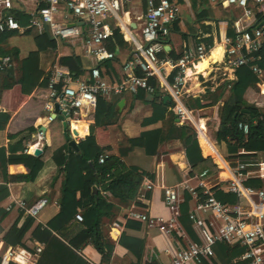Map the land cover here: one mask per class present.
Segmentation results:
<instances>
[{
    "label": "crops",
    "instance_id": "1",
    "mask_svg": "<svg viewBox=\"0 0 264 264\" xmlns=\"http://www.w3.org/2000/svg\"><path fill=\"white\" fill-rule=\"evenodd\" d=\"M15 2L17 7L14 9L25 12L31 18V13L36 9V0H24L28 11L20 9L18 7L20 4L17 0ZM179 3L181 11L177 19L169 25L170 34L163 39L161 57H180L189 46L196 48L204 44L207 47L206 42L213 40V46L209 47L208 55L196 61L188 69L184 100L186 105L194 110L197 118L195 125L180 121L172 109V99L166 90L159 88L154 94H148L142 89L138 92L128 91L103 96V107L100 112L96 109L95 113L86 120H73L76 128L72 129L73 132L71 130L69 132L74 134L79 132V138L74 139L75 145L69 143L72 140L71 134H65V121L58 108L53 111L46 108L49 81L48 84H38L31 92H27L19 81L20 68L27 70V67L33 64L32 68L36 75L39 71H43V76L47 77L51 75V67L58 62L63 69L70 71L74 76L87 78L88 72L97 64V61L87 53L80 41H60L49 33L40 32L37 29L7 30V33L12 35L0 42V46L13 50L14 78L7 74L8 70H0V193L7 192V195L0 199L1 239L10 229L21 225L26 219V215L13 199H23L31 204L46 197L49 204L38 217H33L34 222L23 239L24 246L29 248L39 244V241L32 238L34 229L39 224L47 226L59 214L66 181L80 188L83 177L89 173L86 166L95 167L98 151H100L110 158L115 157L119 160V164L113 166L112 172L131 171L135 180L138 173L141 175V182L135 190V196L127 201L119 197V191L113 193L107 190L106 182L94 184L85 182L86 196L99 192L108 197L109 207L107 205L104 207L106 214L102 219L106 233L115 241L124 231L128 235L143 238L145 246L140 263L156 258L160 264H168L173 255L168 250V241L159 228L149 227L140 220L127 219V215L129 209L134 207L142 213L149 212L154 216L168 218L172 213L165 204V185H176L185 178H189L190 185L197 189L202 188L199 186V178L195 175L208 168L198 171L190 163L185 136L182 135L183 127L190 128L196 133L203 157L211 158L218 166L217 173L205 178L212 189L218 188L225 192H232L227 187L231 177V167L236 166L240 160L247 163L248 183L256 188L264 187V178L258 173L259 163L264 162V150L247 151L240 148L239 156H236L237 154L234 155L230 151L228 142L219 137L224 127L223 108L232 95L233 83L238 79L236 69L226 63L223 39L224 36L229 35L231 29L234 31L235 22L247 23L244 10L237 6H225L222 3L212 4L209 0H179ZM146 11L145 0H133L124 4L118 16L107 20L114 31L108 40V47L117 53L114 60L99 63L103 74L108 79L121 78L124 73L123 63L136 52V40L142 42V27ZM257 13L264 15V5L258 8L256 15L249 19L248 23L256 20ZM64 18L74 21L76 16L68 14ZM57 19H63V17L59 15ZM27 25L29 22L22 26ZM44 34L50 36L56 44L53 48H49L50 44L47 43L42 45V50L38 47L35 37ZM34 51H37L38 55L30 65H26V58ZM3 56L0 54V57ZM70 56L79 57L81 63L79 70L72 71L68 65L61 63L62 57ZM204 61L209 63L200 69L199 65ZM257 73L261 80L248 82L245 85L243 98L246 104L240 112L235 114V116H241L243 121H247L249 117L256 121L254 112L246 105L257 108L264 119V71L261 69ZM43 76L39 83L44 81ZM34 81L35 78L32 81L26 80V83L30 86ZM244 109L250 110L252 115L243 112ZM50 115L54 116L52 121L49 119ZM83 127L89 128V132H84ZM41 129L46 131V144L42 148L38 147L42 152L35 155L34 151L38 148L33 144L37 140L36 134ZM22 137H24L23 141ZM150 140H153L152 144ZM30 142L31 148L27 151ZM23 147L28 154L42 156L44 162L36 176L18 177V179L15 176L30 173V168L24 163L25 160L16 159V156L23 152ZM147 147L154 152L150 153ZM81 153L87 156L86 166L79 162ZM145 180L152 181L154 188L146 192L147 201L143 202L137 198L143 192ZM185 192L188 191H182L181 197ZM80 196L81 190H78L77 198ZM192 205L191 199L189 213ZM78 211L81 213L82 208L79 207ZM203 215L210 221L213 220L212 214L204 213ZM129 220L133 223H141V226L126 227L119 236L111 234L114 222L126 224ZM86 238L85 234H80L75 240L83 242ZM220 245L221 243L215 245V255H219L220 251H225V255L222 256L221 253V256H216L215 264H238L244 260L243 252H240L243 246L239 243L229 244L228 248H221ZM82 254L88 259V264H105L102 263V254L91 244L83 247ZM136 260L137 257L128 247L116 244L112 264H130L135 263ZM189 264H199V262Z\"/></svg>",
    "mask_w": 264,
    "mask_h": 264
},
{
    "label": "built area",
    "instance_id": "2",
    "mask_svg": "<svg viewBox=\"0 0 264 264\" xmlns=\"http://www.w3.org/2000/svg\"><path fill=\"white\" fill-rule=\"evenodd\" d=\"M133 0H36V9L31 13L29 25L23 27L11 11L17 7L15 0H0V33L6 30L37 29L49 33L60 41H77L96 61L87 78L74 76L70 71L61 67L57 62L51 67L48 84L49 110L58 108L64 121L68 123L66 132L71 139H78L72 133L73 120H86L95 113L100 96L138 92L145 90L148 94L157 92L151 78L157 79L159 88L166 90L172 99V109L180 121L187 124L196 123L194 110L190 109L184 100L187 84L188 69L191 65L208 55L210 49L204 44L196 48L189 46L180 57H161L163 39L170 34V24L173 23L181 11L179 0H145L147 11L144 15L142 27V42L136 40V52L123 63L124 73L118 80H110L103 74L99 63L114 60L117 53L108 47V40L114 34L107 22L110 17L118 16L124 4ZM210 3H222L225 6H237L244 10L246 24L235 22L234 35L224 36L226 63L237 67L253 61L251 54L258 51L264 41V21L256 20L248 23L254 17L264 0H209ZM18 7L28 11L24 0H17ZM76 16L74 21L65 20V15ZM61 15L63 19H57ZM14 63L10 55L0 57V70L11 67ZM256 72L261 69L253 66ZM138 70L143 75L138 74ZM172 77V78H171ZM56 116V114H55ZM50 121L54 116H49ZM244 132L249 131V124L239 122ZM84 132L89 128L83 127ZM72 132H69V131ZM77 130V129H76ZM200 132V131H199ZM37 140L33 144L42 148L46 144V131L41 129L36 134ZM31 148L29 143L28 150ZM105 153L100 154L99 161L104 163ZM259 175L264 178V162L259 163ZM199 178L200 193L190 185V179L185 178L176 185L164 186L165 204L172 215L168 218L154 216L149 212H139L134 207L129 209L127 219H136L149 227L157 226L168 241L172 252L168 264H189L198 262L202 258L214 254L217 242L228 244L239 243L246 248L243 258L250 260V264H264V187L256 188L248 183L247 163L240 160L231 167V177L228 189L238 196V202L227 204L215 196L205 178L208 170L196 174ZM187 177V175H186ZM154 188V183L145 180L143 192L138 200L147 201L146 192ZM192 195L190 219L201 237L200 242L188 238L180 221V203L182 191ZM23 214L38 217L49 204L46 197L34 203H27L23 199H13ZM10 208V207H8ZM204 213L213 215V220L207 219ZM83 220V215H76ZM126 229V224L114 222L111 234L119 236ZM44 245L37 244L34 248L23 245H9L0 238V264H37L43 252Z\"/></svg>",
    "mask_w": 264,
    "mask_h": 264
},
{
    "label": "trees",
    "instance_id": "3",
    "mask_svg": "<svg viewBox=\"0 0 264 264\" xmlns=\"http://www.w3.org/2000/svg\"><path fill=\"white\" fill-rule=\"evenodd\" d=\"M11 13L15 15L22 25H26L30 20V15L19 9H13ZM257 14L259 21H264V15L260 13ZM30 30L34 29L31 28ZM10 35L12 34L10 33ZM10 35L6 30V32L2 33L0 36V42L5 41L7 36ZM229 35H234L233 29L229 31ZM35 40L40 50H42V45L45 43L50 44L49 48H53L56 45L51 40L50 36L45 34L37 35ZM212 41L210 40L206 42L208 49L209 47L211 48L213 46ZM12 51V49H6L0 46V54L4 56L10 55L12 57ZM36 55H38L37 51L31 52L26 58V65H30L35 60ZM251 56L255 58L253 61L236 68V75L238 76V79L233 83L232 95L225 104L222 113L224 127L221 129L219 137L228 142L230 151L233 152L234 155L237 154L236 156H239L238 152L240 151V148L247 151L264 150V119L259 113V110L251 105H246L248 109L254 112L256 121L250 117L247 121H243L241 116H235L236 112H240L243 108V105L246 104V101L243 98L244 92L246 90L245 85L248 82H257L261 80L258 73L253 69V66H257L264 71V41L259 50L253 52ZM61 63L68 65L72 71L79 70L81 66L79 57L75 56L62 57ZM32 65L33 64L28 66L27 70L23 67L20 68L21 73L19 81L22 83L24 90L27 92H31L38 84H48L50 77H44L43 71H39V73L36 75ZM5 71H7L9 76H13L14 78L13 66L5 69ZM138 74L143 75V72L138 70ZM42 76L44 81L39 83ZM34 78V83L30 86L27 85L28 83H26V80L32 81ZM150 82L157 86V89H159V83L157 79L151 78ZM102 102L103 96H100L97 105V110H99V112L103 107ZM242 121L249 124V131L247 133H245L244 130L239 127V122ZM182 130V135L185 136L187 155L193 167L198 169V171L208 168L209 176L211 174L217 173L218 166L212 161V159L203 157L200 145L196 138V133L190 128L183 127ZM23 140L24 137H22V141ZM150 142V144H152L153 140H150ZM147 149L150 153L154 152V150L151 148L147 147ZM102 153L103 152L98 151L95 167L86 166L85 160L87 159V156L82 153L79 155V162L82 165H85L89 170V173H87V175L82 179V184L80 185L81 187L77 188L70 181H66L63 189V198L61 200V211L48 223L47 226L39 224L34 229L32 233V238H34L33 240L36 239V241H39L40 244L44 245L43 252L39 257L37 264H88V259H86L82 254V249L86 244L93 245L94 248H96V250L102 254V263L112 264V257L114 256V250L117 243L128 247L130 251L133 252L137 257L136 262H132L130 264H142L140 263V260L144 250L145 240L143 238L128 235L124 231L119 239L115 241L110 235L106 233V230L102 225V219L106 214V208L104 207L106 205L109 207V203L107 202L108 197L99 192L89 196L85 195V182L94 184L103 181L106 182V185L108 184V186H106L107 190H111L113 193L119 191V197L122 200L124 199L127 201V199L133 198L135 196V190H137V187L141 182V175L139 173L136 176L137 180H135L131 171L126 173L112 172L113 166L115 164L117 165L119 160L115 157L110 158L107 156L106 161L101 163L99 161V156ZM16 159H23V161L25 160L24 163H26V165L30 168L29 174L21 176L17 175L15 176L17 178H32L36 176L42 168L44 162V158L42 156H33L28 154L25 148L23 149L22 153L16 156ZM93 168H95V170ZM78 190H81V196L79 198H77ZM202 190V188L198 189L200 193ZM6 195L7 192L2 191L0 193V199ZM215 196L227 204H234L238 202V196L234 192H225L216 188ZM191 199L192 196L189 192H185V194L182 196L179 221L187 236L195 242H200L201 237L199 234H197L198 232H196V228L194 227L189 216ZM79 207L82 208L81 214L83 215V220L81 221L76 218V215L79 212ZM33 222L34 218L26 215V219L21 225L15 226L13 229H10L11 231L9 230L7 234L4 235V241L9 245L20 244L24 246V236L28 232ZM130 226L138 228L141 226V223H133L131 220H129L128 223H126V227ZM80 234H85L87 236L83 242L75 240ZM218 243H221V248H228V243L217 242L216 244ZM245 250L246 248L243 246V248L240 249V252L244 253ZM221 253L222 256L223 254L225 255V251H220L218 252L219 255H215L214 248V254L212 256L202 258L198 262L199 264H215V257L221 256ZM143 264H160V262L156 258H151ZM238 264H250V260L244 259Z\"/></svg>",
    "mask_w": 264,
    "mask_h": 264
},
{
    "label": "water",
    "instance_id": "4",
    "mask_svg": "<svg viewBox=\"0 0 264 264\" xmlns=\"http://www.w3.org/2000/svg\"><path fill=\"white\" fill-rule=\"evenodd\" d=\"M243 112L249 113V114L252 115V112L250 110H248V109H244ZM66 129H67V123L65 122V131H66ZM65 134L68 135L67 132H65ZM68 139H69V136H68ZM69 143H70V145H75L76 144L74 139L70 140ZM41 152H42V150L39 149V148L34 151L35 155H39Z\"/></svg>",
    "mask_w": 264,
    "mask_h": 264
},
{
    "label": "bare ground",
    "instance_id": "5",
    "mask_svg": "<svg viewBox=\"0 0 264 264\" xmlns=\"http://www.w3.org/2000/svg\"><path fill=\"white\" fill-rule=\"evenodd\" d=\"M208 63H209V61H204L202 64L199 65V68L202 69Z\"/></svg>",
    "mask_w": 264,
    "mask_h": 264
}]
</instances>
